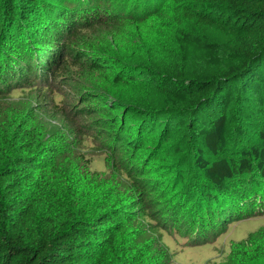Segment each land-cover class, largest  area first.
Segmentation results:
<instances>
[{"label":"trees","instance_id":"1","mask_svg":"<svg viewBox=\"0 0 264 264\" xmlns=\"http://www.w3.org/2000/svg\"><path fill=\"white\" fill-rule=\"evenodd\" d=\"M153 20L171 28L158 52L145 35ZM88 75L154 89L160 105L110 101L122 117L103 109L90 132L70 126L74 151L31 155L40 130L1 102L0 264H173L163 237L179 238L175 224L194 244L264 215V0H0V98L37 92L66 117L94 116L105 102L80 83ZM102 126L125 154L115 161L89 153ZM95 187L124 199L84 216ZM210 264H264V226Z\"/></svg>","mask_w":264,"mask_h":264},{"label":"rangeland","instance_id":"2","mask_svg":"<svg viewBox=\"0 0 264 264\" xmlns=\"http://www.w3.org/2000/svg\"><path fill=\"white\" fill-rule=\"evenodd\" d=\"M151 25L156 26L154 29L148 31L145 35L148 36V39L151 40L149 43L153 45V49L155 52H158L159 49L156 44L158 42H163L165 39H169V32L171 31L170 25L168 21H151ZM167 43V42H166ZM165 43V44H166ZM159 46V45H158ZM171 51L174 50V45H166ZM166 58V55H164ZM146 78L145 75H143ZM80 83L83 85L84 88L92 92L98 93L104 101V105L102 103H93L92 107H95L96 114L93 116H89L88 114L79 115L76 113L75 108H73V112L68 110L67 117L64 116L63 113L56 111L53 105L50 103L48 98H44L40 96L37 92L29 93V94H18L15 95H3L0 98V103L7 104V107L11 108L12 110L21 109L25 111V114H21L20 111H17L20 115V121H24L28 123V126H36L38 130L41 132V137L39 141L38 147L36 146L34 151H32L31 155L33 154H43L41 149L48 145H60L66 147L74 151L73 146L75 147V137L73 136L70 126L73 129L76 125L78 126H88L87 132H90L92 127L95 124L94 120L101 119L104 120V112L103 109L111 108L109 103L110 101H118L122 104L123 109L126 110L124 107L126 105H136L139 108L142 107H156L160 105V98L159 94L156 90L151 89L141 90V88L135 84H129L126 86H119L116 87L112 80L107 79L106 77H97L94 75H88L83 78ZM82 94V93H81ZM70 97L73 98L72 95ZM97 104V105H95ZM130 107V106H128ZM163 107V106H162ZM159 107V108H162ZM166 108V107H165ZM146 109V108H144ZM167 110H170L166 108ZM111 114L107 116V118H120L122 117V110H111ZM75 111V113H74ZM15 117V116H14ZM13 117V118H14ZM135 117V115H134ZM9 118V122L11 120L15 122V119ZM130 118H133V115H130ZM11 119V120H10ZM73 120V122H72ZM19 120H17V123ZM155 124L157 126L160 125V122ZM8 123L6 124V126ZM108 128L102 126L101 129L96 132L97 136L96 145L89 150V153L93 152H109L113 161L117 159V154L124 156L122 152V148H114L112 147V141L110 140L109 136L101 135L102 130H107ZM101 131V132H100ZM100 135V136H99ZM166 150V148H162V153ZM178 158H181L180 155H177ZM101 162V159H97ZM136 163L138 160H134ZM116 173V172H114ZM141 179L147 178V175H141ZM156 178H164V182H167L168 185H172L174 182L173 178L166 177H156ZM77 179L67 178V187L70 189L73 185H76ZM96 186V185H95ZM96 188V187H95ZM75 189V188H74ZM96 191H92L88 198H85L81 201L80 205L78 206L77 210L84 213V216H89L92 214L90 211L94 210L97 211L100 207L103 206H111L115 202H119L124 199L123 196L119 195L117 197L115 190L110 191V187L107 188H96ZM142 201H138V199ZM148 194H143L142 196H138L136 199V203L144 202L148 200ZM143 206L144 203H139L138 206ZM122 206H125V203H122ZM135 208V213L138 214V209ZM167 203L162 205L161 211H167L168 209ZM169 216L165 214V221ZM157 222L160 223L162 221L159 220V216H156ZM164 221V219H163ZM182 219L179 218L178 222H181ZM157 223V224H158ZM159 225V224H158ZM182 226V225H181ZM264 226V215L253 216L246 219H238L235 221L230 222L226 225L225 229L220 233L217 232L216 234H211L210 237L203 243L195 242L192 244L195 239V236L189 237V235L184 234L185 226L180 227L179 223L175 224V229L178 231L177 235L179 238H175L174 235H166L163 237V241L169 252L173 258V264H210V263H221L230 253L231 246L234 243H239L244 241L251 233L257 232L260 228ZM164 228H168V226H163ZM130 230H126L125 234H128ZM155 229L153 227L146 226L142 228L140 232V238L142 241L146 242V244H150L152 242V238L154 236ZM172 233L176 234V231ZM171 234V230L170 233ZM132 238V235L129 236V239ZM153 247V245H151ZM110 264V263H108ZM160 264L163 263V259L160 258Z\"/></svg>","mask_w":264,"mask_h":264}]
</instances>
